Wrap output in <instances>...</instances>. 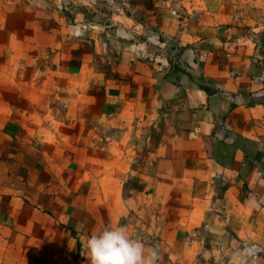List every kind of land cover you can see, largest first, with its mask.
Wrapping results in <instances>:
<instances>
[{
  "label": "crops",
  "instance_id": "0c3cea01",
  "mask_svg": "<svg viewBox=\"0 0 264 264\" xmlns=\"http://www.w3.org/2000/svg\"><path fill=\"white\" fill-rule=\"evenodd\" d=\"M264 0H0V264H264Z\"/></svg>",
  "mask_w": 264,
  "mask_h": 264
},
{
  "label": "clouds",
  "instance_id": "9594fccd",
  "mask_svg": "<svg viewBox=\"0 0 264 264\" xmlns=\"http://www.w3.org/2000/svg\"><path fill=\"white\" fill-rule=\"evenodd\" d=\"M89 264H157L158 252L130 236L123 226L106 227L85 244Z\"/></svg>",
  "mask_w": 264,
  "mask_h": 264
},
{
  "label": "built area",
  "instance_id": "2783aa9c",
  "mask_svg": "<svg viewBox=\"0 0 264 264\" xmlns=\"http://www.w3.org/2000/svg\"><path fill=\"white\" fill-rule=\"evenodd\" d=\"M257 72L252 76L251 82L258 85H264V56L257 61Z\"/></svg>",
  "mask_w": 264,
  "mask_h": 264
}]
</instances>
